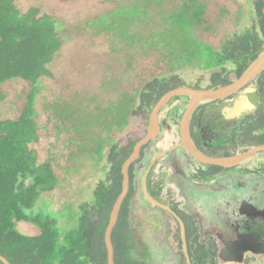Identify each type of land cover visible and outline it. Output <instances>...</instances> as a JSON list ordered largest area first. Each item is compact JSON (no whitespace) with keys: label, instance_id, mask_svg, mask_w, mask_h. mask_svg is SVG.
Segmentation results:
<instances>
[{"label":"rangeland","instance_id":"1","mask_svg":"<svg viewBox=\"0 0 264 264\" xmlns=\"http://www.w3.org/2000/svg\"><path fill=\"white\" fill-rule=\"evenodd\" d=\"M18 4L24 12L34 7L40 14L51 15L59 26L62 45L50 64L52 75L41 79L38 86L39 137L32 145L39 162L51 166L58 184L43 194L34 213L65 212L61 218L69 227L76 224L72 213L78 215L80 206L93 200L96 187L105 179L101 170L110 146L137 129L139 122L131 111L137 107L144 84L176 73L188 86L211 83L210 73L203 72L196 59L190 61L183 55L189 33L220 49L227 38L254 24L249 0H154L153 5H143L145 21L123 31L97 20L122 7L139 8L141 0H18ZM176 11L191 19L186 30H171L165 19ZM32 88L22 78L2 86L0 122L20 117ZM188 99L178 96L161 111L163 131L148 158L153 168L149 173L146 168L137 178V191L153 209L160 208L149 190L161 184L160 203L179 205L195 215L202 241L213 237L219 244L220 264H264V173L255 172L264 171V152L217 177L193 175L196 166H208L194 163L188 154L177 160L180 132L172 121V111L179 118ZM179 103L183 106L176 109ZM88 145L93 148L91 157L85 151ZM167 150L174 151L177 165L192 181L178 175L167 155L160 156ZM238 204H253L257 211H244ZM131 211L139 259L146 264L189 263L177 219L164 211V223L153 224L136 200L131 202ZM18 228L27 235L40 232L25 221H19Z\"/></svg>","mask_w":264,"mask_h":264},{"label":"trees","instance_id":"2","mask_svg":"<svg viewBox=\"0 0 264 264\" xmlns=\"http://www.w3.org/2000/svg\"><path fill=\"white\" fill-rule=\"evenodd\" d=\"M141 1L143 4L139 8L122 7L97 21L120 31L128 29L133 23H142L147 14L143 5H153L154 0ZM249 1L254 9V24L227 38L220 49L192 33L188 35L183 55L188 56L190 61L196 59L200 69L210 73V88L223 86L240 77L264 51V0ZM165 19L170 22L173 31L186 30L191 22L180 11L167 15ZM59 33L58 23L51 15L40 14L39 9L34 7L24 12L18 0H0V102L4 99L1 88L6 82L22 78L33 84L20 117L0 122V255L11 264H108L104 236L113 205L122 190L123 163L145 134L151 110L161 96L185 83L176 73L144 84L137 107L131 111L139 122L137 130L110 146L108 158L111 171L108 178L98 184L93 200L80 206L78 215L73 214L70 208L69 213H72L76 224L69 227L61 218L66 215L65 212L34 213L43 194L58 184L53 169L49 164L39 162L38 153L32 145L39 137L36 120L38 86L41 79L52 75L50 64L62 45ZM256 83L260 103L245 125L234 134L233 151L240 145L264 144V70L257 76ZM201 85L199 83L196 87ZM88 149L93 151V148ZM221 169L220 166H210L201 170V178ZM255 172L264 173L263 170ZM131 199L130 194L113 232L116 264H146L136 255L137 243L130 223ZM137 199L139 201L138 196ZM175 209L185 227L190 257L188 264H220L217 241L213 237L207 242L202 241L195 216L182 208ZM19 221L35 224L40 232L36 235L22 233L18 228ZM0 264L5 262L0 259Z\"/></svg>","mask_w":264,"mask_h":264},{"label":"flooded vegetation","instance_id":"3","mask_svg":"<svg viewBox=\"0 0 264 264\" xmlns=\"http://www.w3.org/2000/svg\"><path fill=\"white\" fill-rule=\"evenodd\" d=\"M234 80H232V81H234ZM196 88H210V87H196ZM259 92H260L259 87H258V85L256 83V79H255L249 85H247L244 89H242L240 92H238L234 95H231V96L223 98V99L215 100V101H207V102L200 103L198 105V107L195 109L193 115L191 116V120L189 123L190 136H191L193 142L195 143V145L198 148H200L202 151H204L205 153H207L208 155H211V156L231 155V154H234L237 152L244 151L248 147H252V146H247V145H240L237 148V150L233 151L232 150V138H233L234 134L237 133L245 125V122L250 117V115H252L255 112V110H256V108L259 105L260 100H261V96H260ZM250 93L258 96L257 104H255L249 108L243 109V110L239 111L238 113H232L231 108L234 106L236 100L242 94H250ZM176 98L173 99L172 101L176 100ZM189 100H190V97L188 99V102H189ZM188 102L184 108V111L179 114V118H176V116L174 115L177 112L175 111V113L173 114V111H172V121L176 122V124L179 128V132H180V144L176 147L175 153L177 156H179V158L177 160H182V157L185 156L186 154H188V156L193 160L194 163L196 161L201 163L196 158H194L189 153V151L186 150V148L183 146L182 140H181V119H182V116H183L187 106H188ZM182 106H183V104L179 103L175 106V108L176 109L181 108ZM160 122H161V119H160ZM148 123H149V120H148ZM148 123H147L146 128H145V133L147 131ZM161 127H162L161 133L155 140H157L162 134V131H163L162 122H161ZM119 128H121V126H119ZM135 130H137V129H135ZM155 140L151 141L149 144H147L143 148L140 158L135 163H133L130 167L131 187H130L129 195L131 194V198H132L131 202L133 200L134 201L136 200L137 205L146 209L148 212V216H149L148 219H150L149 221L153 224H161V223L163 224L164 223L165 217L162 214V212H164V211H168L175 219H177L182 224V220L180 219V216L177 214L176 209H175L176 207L181 208L179 205L166 206V205H163L160 203L161 184L158 185L157 188H154L153 186H151L153 189L150 187V190H149V195L151 196V198L153 200L156 201L157 204L160 205V208L156 207L153 209L151 207L150 201L148 199H146L145 197L143 199H141V197H140L141 194H139V191H137V182H136L137 178H139V176L146 171V168H150L149 171H146L148 173L153 168V165L149 166L148 158L153 153V151L155 149V148H152V144ZM242 147H246V148L241 150ZM88 148H90L89 145H88ZM173 152L174 151H172V150H167L165 153L161 152L159 154H160V156H163L164 154L168 156V161H171L173 163L172 165L174 168H176V170H178V175L180 177H182L184 179L186 178V180L192 181L191 178L187 177L188 173L186 171L180 169V166L177 165V162H176V159L174 157ZM228 152H230V154H226ZM92 153L93 152H91L89 149L87 150V155L89 157H91ZM98 153H100V151ZM120 153L123 154V152H120ZM101 154H102V152H101ZM89 157H87V158H89ZM201 164L208 166V168L210 166H215V165H207V164H203V163H201ZM138 166H139V168H138ZM99 167H101V165H98V168ZM196 168H197V170L196 169L193 170V175L198 174L199 177H201V175H200L201 170H207L208 169V168L204 169V168L197 167V166H196ZM232 168H234V167H230V168L222 167V169L218 173H213L211 175H208L205 178L208 179V178L217 177V176L223 174V172H228ZM99 170H100V168H99ZM101 171H103L105 173L106 176H105L104 180H106L108 178L110 171H111V163L109 162L108 153L105 157V162H103V164H102V170ZM160 175H162V177L165 176V174H163V173H161ZM226 188H223L222 190H225ZM157 192H159V193L157 194ZM220 192H222V191H220ZM137 196L139 197V201L137 199ZM239 205L240 204H238L237 207ZM247 205L248 204H243L242 206L240 205L241 209L246 211L247 209H245V208H247ZM130 209H131V203H130ZM182 238H183V243H184V236H182Z\"/></svg>","mask_w":264,"mask_h":264},{"label":"water","instance_id":"4","mask_svg":"<svg viewBox=\"0 0 264 264\" xmlns=\"http://www.w3.org/2000/svg\"><path fill=\"white\" fill-rule=\"evenodd\" d=\"M264 70V51H262L247 67V69L242 73L240 77L235 79L229 84L217 87V88H196L193 86L183 85L171 89L164 93L155 106L152 108L149 123L147 127L146 133L136 142L134 145V149L129 155V157L124 161L122 166L123 173V183L122 190L119 193L111 214L110 220L107 225L105 231V244L108 253V264H116L115 260V245L113 241V232L118 223L120 212L123 207V204L126 198L129 195L130 187H131V179H130V167L133 163H135L141 156V152L143 148L149 144L151 141L155 140L161 133V122L160 115L162 109L173 99L181 95H187L190 97L188 102V106L182 116L181 119V140L183 146L186 148L189 153L200 161L203 164L207 165H215L221 166L225 168L238 166L250 158L255 157L260 152H264V144H259L256 146L248 147L244 151L237 152L231 155L225 156H211L198 148L193 142L190 131H189V123L191 120V116L193 115L195 109L198 107L200 103L207 101H215L219 99H223L234 95L244 89L247 85H249L252 81H254L257 76ZM258 96L255 94H242L235 102L234 106L231 108L232 113H238L239 111L249 108L255 104H257ZM246 210L249 211H257L254 206ZM182 231L184 236V249L187 255L188 261H190V257L188 254L186 237H185V227L182 222ZM0 259L5 262V264H11L5 257L0 255Z\"/></svg>","mask_w":264,"mask_h":264},{"label":"crops","instance_id":"5","mask_svg":"<svg viewBox=\"0 0 264 264\" xmlns=\"http://www.w3.org/2000/svg\"><path fill=\"white\" fill-rule=\"evenodd\" d=\"M250 205L254 206L253 204H248V205H247V208H245V209L248 210V209L251 207ZM218 245H219V244H218ZM219 253H220V251H219Z\"/></svg>","mask_w":264,"mask_h":264}]
</instances>
